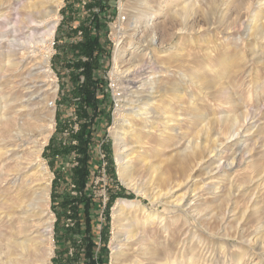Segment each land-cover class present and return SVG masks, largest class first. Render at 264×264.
<instances>
[{"label": "rangeland", "instance_id": "1", "mask_svg": "<svg viewBox=\"0 0 264 264\" xmlns=\"http://www.w3.org/2000/svg\"><path fill=\"white\" fill-rule=\"evenodd\" d=\"M152 21L156 45L143 31ZM51 45L57 91L47 103L54 122L40 153L50 180V264H88V253L94 264H112L116 213L129 221L118 237L119 263L264 264V0H62ZM116 48L121 62L136 48L132 54L146 71L162 64L173 72L165 77L167 91L150 101L168 117L152 125L136 120L121 135L133 177L125 182L117 172L116 132L137 96L112 75ZM45 124L24 126L33 136L21 154ZM81 166L89 173L79 187ZM181 197L183 207H172ZM12 201L1 214L10 213ZM19 209L11 213L13 229L31 237L30 224L43 212L23 224Z\"/></svg>", "mask_w": 264, "mask_h": 264}, {"label": "bare ground", "instance_id": "2", "mask_svg": "<svg viewBox=\"0 0 264 264\" xmlns=\"http://www.w3.org/2000/svg\"><path fill=\"white\" fill-rule=\"evenodd\" d=\"M46 2L49 4L46 5ZM61 3L62 0H0V264H34L33 260L39 264H50L49 259L53 250V220L48 206L50 180L45 178L47 167L40 161V153L54 122L53 110L48 106L47 100L49 97L53 98L57 91V84L51 75L50 57L51 40L59 20ZM157 25V22L152 21L150 25L144 26L143 31L151 35L150 44L156 45L154 41ZM138 30L133 27L131 33L136 34ZM122 31L119 32V36L117 34L118 38ZM133 51L137 49L131 51V59L121 62L120 53L116 48L112 67V75L120 78L118 84L123 85L120 88L125 86V89H129L130 93L134 94L132 96H137L135 101L133 99L135 104L130 112L127 115L121 112L123 118L116 132L117 172L123 182L128 179L132 181L133 177L129 160H124L129 154L126 151L130 147L125 144L121 135L125 133V129L133 128L136 120L152 125L155 120L168 117L164 108H162L164 111H160L161 109H157L150 101L154 99L152 94L157 93L160 97L161 91H167L165 77L173 74L162 64L156 66V69L146 71L148 66L144 67L142 58L135 57ZM170 56L166 54L165 59ZM160 63L163 61L160 60ZM40 83L45 84L46 87L42 88ZM50 89L52 90L49 92ZM169 91L176 92L175 89ZM36 120H47V124L40 127L41 137L35 140L33 148L21 154L23 146L33 136L32 131L24 126ZM242 128H239L235 135L239 134ZM225 141L219 143V147L223 146ZM196 154L198 153L194 152L193 157ZM235 158L236 156H233L230 164ZM171 182L168 181L166 184ZM131 186L134 190L140 191L139 185L133 183ZM168 195L169 191H164L162 196ZM10 198L13 200V206H6L8 210L11 209L10 213H2V215L1 208L8 204ZM185 199L179 198L172 207H183ZM124 203V200H118L117 207H120L118 210L122 211ZM16 206L20 208L16 218L23 224L26 223L23 221L24 218L27 217V221H30L37 212H43L44 218L30 224V227H33L30 230L31 237L24 233L23 229L19 228L18 231L13 229L14 217L11 213ZM121 214L116 213L114 216L116 230L112 240L114 245L111 244L112 264L119 263L122 246L118 237L121 235L120 231L124 232L126 223H129ZM5 221L9 223L8 233L1 229L5 226ZM22 233L23 235L19 236ZM127 237L125 236V240Z\"/></svg>", "mask_w": 264, "mask_h": 264}, {"label": "trees", "instance_id": "3", "mask_svg": "<svg viewBox=\"0 0 264 264\" xmlns=\"http://www.w3.org/2000/svg\"><path fill=\"white\" fill-rule=\"evenodd\" d=\"M91 65H88V63L87 62H85L84 63V68H85V75H86V79L88 80V81H92L93 82V79L91 78V75H90V71H91V67H90ZM88 81L84 84V85H82V89H83V91H85V93H83L81 96L83 97V98H85V99H88L89 98V95L87 94L89 91H88ZM87 92V93H86ZM88 129V128H87ZM86 129V130H87ZM84 132H86V131H84ZM79 137V140H82V139H85V138H87L88 137V135L85 133L84 134V136L82 135V134H80V135H78ZM87 168L88 167H86V166H81V170L79 171L80 173H77V174H79V175H77V176H74V178H75V181L77 182V185L79 186V187H82L83 185H84V183H85V178L88 176V173H89V171L87 170ZM78 170V169H77ZM77 172V171H76ZM87 214V217L89 216L88 215V213H86ZM92 246L91 245H89V249L91 248ZM91 250V249H90ZM90 252H92V251H90ZM85 261H87V262H89L90 264H94V259H93V256H92V254H90V253H88L86 256H85ZM88 263V264H89Z\"/></svg>", "mask_w": 264, "mask_h": 264}]
</instances>
